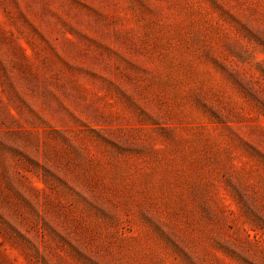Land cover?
I'll return each mask as SVG.
<instances>
[{
	"label": "rangeland",
	"instance_id": "1",
	"mask_svg": "<svg viewBox=\"0 0 264 264\" xmlns=\"http://www.w3.org/2000/svg\"><path fill=\"white\" fill-rule=\"evenodd\" d=\"M0 264H264V0H0Z\"/></svg>",
	"mask_w": 264,
	"mask_h": 264
}]
</instances>
